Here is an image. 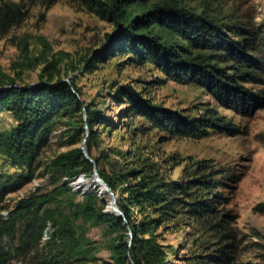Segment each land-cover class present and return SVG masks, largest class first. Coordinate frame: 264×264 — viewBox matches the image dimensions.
<instances>
[{
  "label": "trees",
  "instance_id": "16d2710c",
  "mask_svg": "<svg viewBox=\"0 0 264 264\" xmlns=\"http://www.w3.org/2000/svg\"><path fill=\"white\" fill-rule=\"evenodd\" d=\"M42 1L51 6L58 0ZM150 1L80 0L97 18L114 27L104 44L84 59L83 70L93 71L118 54H128L139 64H153L169 80L205 88L239 114L249 115L264 107V92H254L246 86L247 83L264 84V29L236 28L240 30L236 36L241 37L237 39L215 18L177 4L150 5ZM26 17L27 11L21 4H0V32L7 33ZM23 57L28 58L26 51ZM45 62V71L51 70L48 77L43 76L32 87L18 83L16 77L5 74L0 77V112L11 113L18 122L10 132L0 131V157L13 169L7 176L0 173V211L9 207L5 204L9 194L35 179L37 160L50 144L60 119L86 112L78 132L85 134L87 152L96 161L100 176L117 193L125 217L105 211L106 204L95 190L82 195L80 202L70 204L74 220L57 218L56 210L47 207L55 201V193L64 190L75 194L69 181L83 168L94 167L82 147L62 152L48 166L51 181L57 187L49 193H41L40 188L30 192L18 201L7 219L0 217V264H10L15 257L35 253L43 239H47L44 247L48 249L56 245L64 248L57 255L44 252V260L37 264H58L77 245L74 224L81 216L92 218L96 225H105L117 235L112 255L114 264H149L152 259L156 264H174L166 260L161 245L154 241L155 236L147 238L146 235L183 213L199 219L219 215L227 201L222 191L226 188L223 174L227 170L218 168L211 160H199L187 168L186 177L176 179L170 172L179 164H173L172 158L163 161L148 158L138 166L135 162L125 165L119 160L113 161L105 150L101 156H95L93 150L100 141L101 127L114 121L96 103L84 100L78 80L69 75L64 77L56 58L47 57ZM72 70L78 71L79 67L72 65ZM115 97L128 104L123 118L141 117L150 129L172 136L198 140L213 132L240 134L235 124L219 116L186 115L156 103L132 84L121 85ZM114 153L125 155L121 150ZM104 160L110 163L111 169L100 165ZM196 192L202 194L193 198ZM48 225L53 230L50 236L46 233ZM219 253L207 256L210 264L231 259L229 252L222 249Z\"/></svg>",
  "mask_w": 264,
  "mask_h": 264
},
{
  "label": "rangeland",
  "instance_id": "374dc122",
  "mask_svg": "<svg viewBox=\"0 0 264 264\" xmlns=\"http://www.w3.org/2000/svg\"><path fill=\"white\" fill-rule=\"evenodd\" d=\"M4 2L21 4L27 17L7 33L0 32V77L5 74L16 77L20 84L36 85L51 71H45V59L56 58L63 76L78 80L84 100L96 103L114 121L101 127L100 141L93 150L95 156H101L105 150L113 161L119 160L125 165L135 162L138 166L148 158L155 161L172 158L173 164H179L170 172L176 179L186 177L187 168L199 160H211L218 168L227 170L223 174L226 188L222 189L227 201L219 215L199 219L183 213L146 235L147 238L155 236L154 241L161 245L166 260L174 264H210L207 256L221 255L219 251L223 249L229 252L231 259L212 264H264V107L249 115L239 114L205 88L169 80L153 64H139L128 54H118L100 64L98 69L86 72L83 70L84 59L104 44L107 34L114 30L111 23L97 18L80 0H58L51 6H46L42 0H0V4ZM153 3L177 4L196 14L215 18L226 27L230 36L235 35L237 39L241 37L236 36V32H240L236 28L264 29V0H151L149 4ZM174 40L183 42L178 38ZM24 51L28 58L23 57ZM72 65L78 66L79 70L73 71ZM125 84L136 86L156 103L186 115L219 116L235 124L240 134L229 136L213 132L211 136L198 140L179 138L150 129L141 117L123 118L128 104L122 103L115 94ZM246 86L254 92H264V84L247 83ZM86 117V112H79L74 118L60 119L57 124L50 144L37 160L34 180L39 181L41 193L52 192L57 187L48 171L51 161L60 153L85 144V134L78 130ZM17 124L11 113L0 112V131L10 132ZM114 150H121L125 155H117ZM100 165L111 169L106 160ZM10 171L12 173L13 169L0 157V173L7 176ZM79 178L86 184L75 186L74 182ZM93 179L94 167L83 168L69 181L75 194L64 190L55 193V201L48 203L47 207L56 210L60 221L74 220L70 204L80 202L82 195L96 190L106 204L104 210H108L112 207L111 201L100 191V186L96 187ZM31 184L7 196L5 204L9 207L1 210V215L13 210L20 199L33 192ZM196 194L202 193L196 192L193 198ZM49 226L47 236L53 231ZM74 231L77 245L58 264H114L115 233L109 232L105 225H96L88 216L75 221ZM127 236L130 237L131 233L128 232ZM46 240L43 239L35 253L15 257L10 264L41 263L44 252L57 255L63 250L64 247L58 245L49 249L44 247ZM5 244L10 246L7 239ZM149 264H156V260L152 259Z\"/></svg>",
  "mask_w": 264,
  "mask_h": 264
},
{
  "label": "water",
  "instance_id": "95a60500",
  "mask_svg": "<svg viewBox=\"0 0 264 264\" xmlns=\"http://www.w3.org/2000/svg\"><path fill=\"white\" fill-rule=\"evenodd\" d=\"M32 87V85L30 86ZM5 88V87H4ZM85 142H86V139H85ZM82 149L85 151L86 153V157L87 159H89L91 162L94 163V178L96 181L98 182H102L104 185H105V189L109 192V195L112 197V206H113V209L114 211L112 210H106L108 212H111V213H115L117 216L119 217H125V213L121 210V208L119 207V204H118V195L117 193L113 190V188L100 176L99 174V171H98V168H97V164H96V161L91 158V156L89 155V153L87 152V149H86V144H84L82 146ZM127 222V220H126Z\"/></svg>",
  "mask_w": 264,
  "mask_h": 264
},
{
  "label": "bare ground",
  "instance_id": "6f19581e",
  "mask_svg": "<svg viewBox=\"0 0 264 264\" xmlns=\"http://www.w3.org/2000/svg\"><path fill=\"white\" fill-rule=\"evenodd\" d=\"M66 180V179H65ZM92 182L96 185V187H98V186H100L99 187V189H100V191H103L105 194H106V196L109 198L108 200H110L111 201V205H112V197L109 195V192L105 189V185L102 183V182H98V181H96L95 180V178L92 180ZM32 183V184H31ZM30 184V186H31V189L34 191V190H36L38 187H40V183H39V181H37V180H33L32 182H31ZM84 184H86V182L83 180V179H81V178H79V179H77L75 182H74V185L75 186H77V187H81L82 185H84ZM93 185V184H92ZM92 185H89V187L90 186H92ZM101 193V192H100ZM109 210H112V211H114V209H113V206L111 207V208H109ZM10 211V210H9ZM8 214H9V212H3V215H1V213H0V216H3L5 219L8 217ZM50 227V226H49ZM48 228V227H47Z\"/></svg>",
  "mask_w": 264,
  "mask_h": 264
}]
</instances>
